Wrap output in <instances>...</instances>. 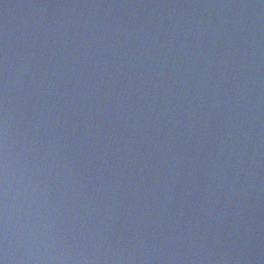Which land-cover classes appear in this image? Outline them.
Segmentation results:
<instances>
[{"label":"water","instance_id":"1","mask_svg":"<svg viewBox=\"0 0 264 264\" xmlns=\"http://www.w3.org/2000/svg\"><path fill=\"white\" fill-rule=\"evenodd\" d=\"M5 231L9 264H264V0H0Z\"/></svg>","mask_w":264,"mask_h":264},{"label":"clouds","instance_id":"2","mask_svg":"<svg viewBox=\"0 0 264 264\" xmlns=\"http://www.w3.org/2000/svg\"><path fill=\"white\" fill-rule=\"evenodd\" d=\"M6 124V120H5ZM7 153H4V169L7 168ZM5 187H6V172H5ZM9 255H8V239H7V232L3 233L2 238H0V264H9Z\"/></svg>","mask_w":264,"mask_h":264}]
</instances>
